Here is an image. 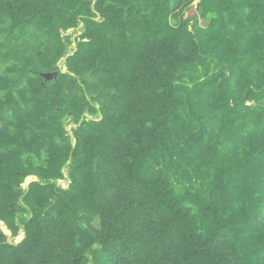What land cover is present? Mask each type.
Here are the masks:
<instances>
[{"label":"trees","instance_id":"obj_1","mask_svg":"<svg viewBox=\"0 0 264 264\" xmlns=\"http://www.w3.org/2000/svg\"><path fill=\"white\" fill-rule=\"evenodd\" d=\"M0 221V264H264V0H0Z\"/></svg>","mask_w":264,"mask_h":264},{"label":"water","instance_id":"obj_2","mask_svg":"<svg viewBox=\"0 0 264 264\" xmlns=\"http://www.w3.org/2000/svg\"><path fill=\"white\" fill-rule=\"evenodd\" d=\"M67 31L69 32V30H67ZM72 45L74 46V43H73ZM63 59H64V58H63ZM59 62H60V61H59ZM61 67H62V71H65V70H66V67H65L64 65H62ZM36 179H37V178H36L35 176H30V177L25 178L24 182H25V183H28L29 181H31V180H36ZM64 188H66V187H64ZM15 221H16L17 225L20 226V224L18 223V221H17V220H15ZM0 227L4 228V224H3L2 221H0ZM3 231H4L5 234H8V233H9L8 230H6V229H4ZM22 237H23V235L20 234V235L18 236V240H21Z\"/></svg>","mask_w":264,"mask_h":264}]
</instances>
